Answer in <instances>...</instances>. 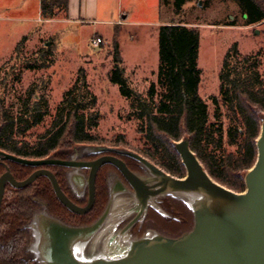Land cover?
<instances>
[{"label": "rangeland", "instance_id": "374dc122", "mask_svg": "<svg viewBox=\"0 0 264 264\" xmlns=\"http://www.w3.org/2000/svg\"><path fill=\"white\" fill-rule=\"evenodd\" d=\"M119 4L130 21L140 22L127 26L128 31L118 33L116 40L124 76L144 98L150 85L156 84L159 60L156 28L168 22L182 21L199 31L198 94L208 106L210 122L213 106L209 97L218 94V73L233 43L237 44L240 57L260 51L259 72L264 76V21L244 26L237 3L232 0H186L178 11L172 0L168 4L160 0H120ZM16 10L0 6V116L4 110L13 116L21 113L27 92L45 113L39 123L15 134V138L34 143L50 128L59 108L67 105L65 93L79 84L73 104L85 115L96 116V125L89 130L98 138L93 144L136 152L141 147L136 109L131 107L132 100L121 96L118 86L109 81L114 65L112 24L51 21L43 26L16 18ZM228 20H234L236 25H222ZM95 31L101 34L97 46L92 44L98 35L93 34ZM24 36L23 45L17 50ZM222 124L225 131L228 126L225 117ZM223 148L234 151L226 143ZM26 257L23 252L27 261Z\"/></svg>", "mask_w": 264, "mask_h": 264}, {"label": "trees", "instance_id": "16d2710c", "mask_svg": "<svg viewBox=\"0 0 264 264\" xmlns=\"http://www.w3.org/2000/svg\"><path fill=\"white\" fill-rule=\"evenodd\" d=\"M170 1L160 0L164 4ZM172 1L178 11L186 0ZM232 1L237 3L244 26L264 21V0ZM67 8L68 0H40V18L48 20L59 14L66 17ZM182 23L168 22L156 28L159 59L156 84L150 85L146 98L133 89L124 76L116 40L121 31L116 28L112 46L114 65L109 72V81L118 86L121 96L132 100L131 107L136 109L141 141L136 153L166 173L183 177L184 167L171 142L186 136L190 149L210 177L233 191H243V176L256 160L255 141L260 117L264 116V76L259 72L261 53L257 51L240 57L236 43L227 50L218 73V94L209 97L213 106L210 122L208 106L198 94L201 75L197 66L199 31ZM222 25L236 23L228 20ZM24 39L25 36L18 42L17 50ZM79 86L74 84L65 93L67 105L59 108L50 128L32 144L17 140L15 134L41 121L45 112L36 98L27 92L30 100L26 97L23 111L16 116L5 110L1 112L0 148L17 156L37 158L45 157L63 145L98 142V138L89 132L96 125V116L85 115L73 104ZM224 117L228 121L225 131L222 128ZM224 143L234 151L227 152ZM0 264L25 263L0 254Z\"/></svg>", "mask_w": 264, "mask_h": 264}, {"label": "water", "instance_id": "95a60500", "mask_svg": "<svg viewBox=\"0 0 264 264\" xmlns=\"http://www.w3.org/2000/svg\"><path fill=\"white\" fill-rule=\"evenodd\" d=\"M200 3V2H199ZM245 18L246 15L244 14ZM48 43H46V46ZM184 167L175 177L131 150H115L135 160L144 175L129 170L114 157H101L94 168L109 163L130 185L118 180L110 188L101 215L85 227H71L50 220L42 228H30L31 240L23 249L27 261L36 264H264V116L260 117L254 164L243 176L244 190L233 191L216 182L189 147L188 137L171 142ZM105 152V146L80 145ZM4 158L21 164L40 165L49 159H26L0 151ZM37 173L16 182L0 177V197L6 180L24 187ZM58 198L68 200L54 183ZM170 196L181 201L192 216L190 228L178 236L149 230L141 236L129 233L156 200ZM159 211L158 207H156ZM127 220V221H126ZM123 221H126L122 226Z\"/></svg>", "mask_w": 264, "mask_h": 264}, {"label": "flooded vegetation", "instance_id": "af4514ba", "mask_svg": "<svg viewBox=\"0 0 264 264\" xmlns=\"http://www.w3.org/2000/svg\"><path fill=\"white\" fill-rule=\"evenodd\" d=\"M80 145L102 146L93 143L63 145L47 156L37 158L17 156L0 148L1 152L16 157L49 159L46 164L29 165L0 155V177L7 174L14 181L22 182L37 173L24 187H14L8 180L4 184L0 197V254L25 264H36L23 259V249L31 240L30 228H42V224L50 220L71 227H85L101 215L108 202L110 188L116 181L120 180L127 189H131L112 164L104 163L94 168V162L99 158L109 156L120 159L129 170L144 175L135 160L117 152L123 148L105 146L114 150L96 152L82 149ZM54 183L71 206L58 198ZM155 203L159 211L156 207H148L146 215L130 227L131 235L141 236L153 230L174 237L190 228L192 216L181 201L166 196L158 198Z\"/></svg>", "mask_w": 264, "mask_h": 264}, {"label": "crops", "instance_id": "0c3cea01", "mask_svg": "<svg viewBox=\"0 0 264 264\" xmlns=\"http://www.w3.org/2000/svg\"><path fill=\"white\" fill-rule=\"evenodd\" d=\"M120 0H68L67 15L58 16L42 20L40 18V0H0V6L5 5L6 8H15L16 18L22 21H36L37 24L51 21H69L79 24H104L110 23L113 26L112 32L116 28L119 31H128L127 26L132 24H140V22L130 21L128 14L124 12L119 4ZM112 33V36H113ZM93 34H101L95 31ZM103 36V35H102ZM101 38V37H100Z\"/></svg>", "mask_w": 264, "mask_h": 264}, {"label": "built area", "instance_id": "2783aa9c", "mask_svg": "<svg viewBox=\"0 0 264 264\" xmlns=\"http://www.w3.org/2000/svg\"><path fill=\"white\" fill-rule=\"evenodd\" d=\"M101 43V38L100 37H94L93 39H92V44L94 45V46H97V45H99Z\"/></svg>", "mask_w": 264, "mask_h": 264}]
</instances>
